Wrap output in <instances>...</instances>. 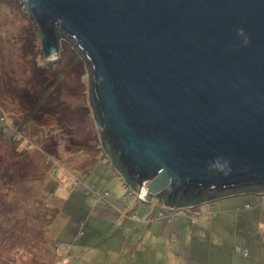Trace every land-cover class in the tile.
Here are the masks:
<instances>
[{
	"label": "water",
	"instance_id": "1",
	"mask_svg": "<svg viewBox=\"0 0 264 264\" xmlns=\"http://www.w3.org/2000/svg\"><path fill=\"white\" fill-rule=\"evenodd\" d=\"M70 42L113 169L165 210L264 194V0H20Z\"/></svg>",
	"mask_w": 264,
	"mask_h": 264
},
{
	"label": "rangeland",
	"instance_id": "2",
	"mask_svg": "<svg viewBox=\"0 0 264 264\" xmlns=\"http://www.w3.org/2000/svg\"><path fill=\"white\" fill-rule=\"evenodd\" d=\"M31 22L32 19L22 11L20 0H0V87L3 89L0 96V116L5 119L0 120V215L19 217L21 261L30 259L27 245L31 241L28 242L26 234H32L35 246L38 245L41 249L39 253L50 255L48 264H93L92 254L86 252L81 256L77 247H91V243L80 242L83 235L79 236L78 232H86L84 223L87 214L77 208L73 201L75 196L80 195L78 189H81L75 187V178H82V174H87L84 169L77 167L67 171L64 164H76V154L82 153L81 150L68 149L69 137L86 140L95 148L98 146L100 135L88 101V73L85 61L70 42L59 40L60 59L55 70H51L52 73H63L58 90L54 91V97L52 96L57 106L56 116H44L40 123H29L20 132L21 135H15L16 129L12 124L13 121H20L23 111L15 101L6 97L7 89L20 93L26 91L30 94L36 93L37 90L38 79H34L32 69L28 66L34 57L29 52L24 59L20 52L21 44L30 41L32 37ZM44 81L42 85L47 84ZM45 146L55 153L47 152ZM99 152L101 154L102 151ZM104 159L106 162L98 164L91 176L96 175L99 179V174L103 176L105 167H109L115 174L108 159ZM47 161L50 162L47 164ZM53 163L62 165L58 166L57 171H53ZM115 177L116 181L121 180L119 176ZM56 178L58 183L63 182L61 188L58 183L54 186L52 180ZM64 188L65 192L72 193L73 196L61 198L60 190ZM126 193L139 200L129 190ZM233 198L247 199L252 210L264 212V194H241L227 199ZM48 205L52 206V210ZM212 205L214 207V201ZM1 208H4V212ZM56 211L64 212L68 216V226L59 237L58 234L55 235V227L51 231L45 228L44 218L49 213L54 215ZM3 221L0 216V224ZM69 228L73 232L67 231ZM263 237L264 233H261L262 240ZM240 250L238 249V252L241 253ZM255 251V256L251 254L249 258L254 264H264V242L256 244ZM39 258L37 257V261Z\"/></svg>",
	"mask_w": 264,
	"mask_h": 264
},
{
	"label": "crops",
	"instance_id": "3",
	"mask_svg": "<svg viewBox=\"0 0 264 264\" xmlns=\"http://www.w3.org/2000/svg\"><path fill=\"white\" fill-rule=\"evenodd\" d=\"M81 152L76 154V164H64L66 170L72 171L74 167L84 169L88 175L82 174L84 180L93 184L96 191L106 189L110 193L109 197L97 203L91 193L80 187V193L77 190L80 195L73 200L77 208L87 214L86 232H83L80 242L91 243V247H77L81 256L86 252L92 254L93 264H254L249 256H255L256 244L264 242L261 238L264 212L252 210L247 199L219 198L214 200V207L213 201L199 205L201 215L198 217L184 213L170 216L171 212L155 200L140 202L130 197L126 191L132 193L131 189L120 179L116 181V173L109 167H105L102 177L99 174V179L96 175L91 176L93 169L106 160L99 150ZM52 181L54 186L58 183L57 178ZM62 184L58 183L60 188ZM65 190H60L61 198L73 196ZM245 205H249V209ZM48 206L52 210V206ZM1 209L4 212V208ZM132 213L137 219L130 217ZM0 216L4 220L0 224V264L49 263L50 255L40 254L41 249L35 246L32 234L25 232L28 242L31 241L27 245L30 259L21 261L19 217ZM44 219L47 231L55 227L58 237L68 226V216L64 212L49 213ZM71 228L67 230L70 233L74 230ZM238 249L247 250L248 255H243ZM37 257H40L39 261Z\"/></svg>",
	"mask_w": 264,
	"mask_h": 264
},
{
	"label": "trees",
	"instance_id": "4",
	"mask_svg": "<svg viewBox=\"0 0 264 264\" xmlns=\"http://www.w3.org/2000/svg\"><path fill=\"white\" fill-rule=\"evenodd\" d=\"M31 25L33 28L32 37L30 38V41L24 42L21 44L20 52H21V55L24 59H26V56H25L26 54L29 55V52H31L32 53L31 55H33L32 57H34L33 60H30V63L28 66H30L31 67L30 69H32V75H33L34 79L36 77L38 79V81L36 83L37 84L36 85L37 90L35 91L36 93L30 94L29 92H26V91H23L20 93V91L15 92L13 90L10 91L9 89H7V93L5 92V95L7 94L6 97L10 100L15 101V103L18 104L23 111V114H21L20 121L17 122V120L15 119L16 122L15 121L12 122V124L14 125V127L16 129L15 135L16 134L21 135L20 132L23 130V128L28 126L29 123H33L34 121H37V123H40L42 121V117H44V116H49V115H51V116L55 115L56 116L57 106L55 105V100L52 98V96H53L54 91L58 90L60 81L62 79V74H63V73H58V72L52 73L51 70L52 69L55 70L56 65L60 59L59 55H58V58H56L53 61H46L44 59L41 47H39L40 43L38 40V33H37L36 26L34 25L33 22H31ZM60 47H61V43L59 46V52L61 50ZM45 79H47V81H44ZM43 81L47 84L42 85ZM0 85H1V83H0ZM2 93H3V89L0 87V96H2ZM1 102H3V101H1ZM54 105L56 107H54ZM1 118H2V116H0V119ZM1 121H3V120H1ZM6 128L7 127H5L4 130H6ZM69 138H70L69 139L70 143L67 145V147L70 151H72V150H74V151H77V150L87 151V150H97L98 149V150L102 151L103 158L108 159V157L104 153L102 146H101L102 145L101 134L98 138V146H96L95 148L91 147L90 144L86 140L81 141V140H76L72 137H69ZM45 149L47 150V152L49 151L51 153H55L54 150H52L51 148L46 147ZM49 158H50V156H49ZM51 164H52V162H51ZM59 165H62V164L61 163H58V164L53 163V165L51 166L52 170L57 171ZM115 173L117 176H119L121 178L124 186L129 187L125 184V182H124L123 178L120 176V174H118L116 171H115ZM76 180H80V181H84L86 183H89L86 180H84L83 178H77V179L75 178L74 182ZM75 187H83V186L80 184V185L75 186ZM83 189L86 192L84 187H83ZM131 191L133 193L134 190L131 189ZM180 210L182 211L184 209L181 208ZM82 235H83V231H82Z\"/></svg>",
	"mask_w": 264,
	"mask_h": 264
},
{
	"label": "built area",
	"instance_id": "5",
	"mask_svg": "<svg viewBox=\"0 0 264 264\" xmlns=\"http://www.w3.org/2000/svg\"><path fill=\"white\" fill-rule=\"evenodd\" d=\"M0 120H4V118L2 117ZM50 161H47V163H49ZM75 186H78V185H82L85 190H86V193H91L94 197H95V200L97 203H101L105 198L109 197L110 196V193L107 192V191H104V192H98L94 189V186L91 184V183H86L84 181H80V180H76L74 182ZM133 194L136 195V197L139 199V200H144V196H145V190L144 189H141L140 191L138 192H135L133 191ZM246 208L249 207V205H245ZM184 210H175L173 212H171V215L170 216H174L175 214L177 213H184L186 215H189V216H193V217H198L200 216V212L198 211V206H189V207H185L183 208ZM159 215H162V213H160ZM130 217L132 219H137V216L132 213L130 215ZM78 235L79 236H82V231H79L78 232ZM242 254L247 256L248 255V251L247 250H243L242 251Z\"/></svg>",
	"mask_w": 264,
	"mask_h": 264
}]
</instances>
